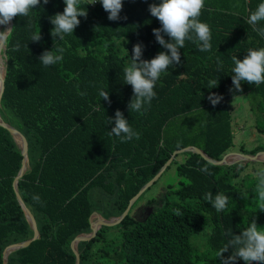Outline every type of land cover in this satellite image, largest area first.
Masks as SVG:
<instances>
[{"label": "trees", "instance_id": "obj_1", "mask_svg": "<svg viewBox=\"0 0 264 264\" xmlns=\"http://www.w3.org/2000/svg\"><path fill=\"white\" fill-rule=\"evenodd\" d=\"M154 2L159 0H124L121 19L110 21L100 2L93 8L89 0H80L87 17H79L74 33L66 34L63 41L57 37L55 43L50 17L63 13L64 0H49L47 5L41 0L28 17L18 15L12 20L5 45L0 115L27 141L29 169L19 180L18 190L40 237L10 254L7 264H76L73 243L91 232L92 215L98 212L108 220L120 217L175 151L194 146L212 160H222L234 143L229 100L245 95L260 98L257 122L264 133V83L242 82V91H230L234 87L231 57L242 60L249 49L264 47V37L247 23L264 0H204L199 20L210 28L211 50L201 52L196 43L186 40L180 50L181 63L161 73L151 105H146V111L130 113L127 106L133 90L124 84L123 68L133 46H144V60L166 51L153 35V29L161 27L149 12ZM29 22L30 28L26 27ZM259 26L264 27V21ZM39 31L42 39L32 42L31 35ZM17 42L20 49L13 51ZM55 46L64 49L63 60L45 67L39 57ZM213 79L218 86L211 89L208 82ZM100 90L109 93L111 103L103 100ZM212 94L223 97L216 106L208 100ZM117 110L139 139L122 143L108 135L115 126L109 118L114 120ZM181 118L187 121L171 137L168 126ZM197 121L202 124L195 129ZM261 153L264 146L245 154ZM181 155L178 199L166 196L163 205L140 222H131L129 213L116 225L120 243L107 238L112 226H103L92 240L79 244L80 264H93L98 257H107L112 264H209L210 253L221 264L217 253L230 238L226 233L239 235L254 219L258 227L264 226L257 178L247 190L243 186L249 182L242 187L236 182L247 161L216 166L194 153ZM23 159L10 132L0 126V264L8 247L34 237L14 190ZM204 167L211 175L201 171ZM210 191L229 198L225 210L218 212L204 199ZM175 209L182 215H175ZM209 224L208 249L199 254L192 238Z\"/></svg>", "mask_w": 264, "mask_h": 264}, {"label": "clouds", "instance_id": "obj_2", "mask_svg": "<svg viewBox=\"0 0 264 264\" xmlns=\"http://www.w3.org/2000/svg\"><path fill=\"white\" fill-rule=\"evenodd\" d=\"M96 2L97 0L90 4ZM99 2L105 12L109 14L110 21L121 19L120 13L123 10L124 0H99ZM40 3L41 0H0V26H4V30L0 31V38L6 37L13 30L10 25L15 17L18 15L28 17L30 11ZM43 3L47 5L49 0H43ZM64 3L66 7L63 13H57L50 17V22L54 26L50 35L53 37L54 43L57 37L63 41L66 34H73L81 23L79 17L86 18L88 15L87 11L80 8V0H64ZM203 7L204 0H159V3L150 4V14L161 24L160 28L153 29V35L156 42L166 51L158 53L151 60H144L142 59L144 46L141 43L133 46V54L123 68L124 84L131 85L133 90L132 98L127 106L130 113L146 111V105H151L152 100L156 97L154 88L161 73L169 66L181 63L180 50L184 48L186 40L196 43L201 52L211 50L210 28L199 20ZM262 21H264V2L259 3L247 17V23L252 25L260 36L264 37V27L259 26ZM26 27H31L30 22ZM165 37H168L171 42ZM41 39L40 31L31 35L32 42H39ZM19 49L20 43L17 42L12 50L18 51ZM63 51L62 47L57 48V46L52 51L46 50L39 57L40 62L45 67L52 66L63 60ZM231 60L234 65L231 69L234 87L230 91L233 93L242 91V82L256 86L264 83V47L258 50L249 49L242 60L235 55L231 57ZM218 64L223 66L220 61ZM217 86L218 82L214 79L208 82V87L211 89ZM80 94L84 95V93ZM99 95L103 97V100L111 103L107 91L100 90ZM222 99V96L216 94L208 97L213 106L218 105ZM109 121L115 125L108 132L109 136L118 137L122 143L132 140L133 137L139 139V134L130 127L129 121L120 110L115 112L114 120L109 118ZM201 171L211 175L207 167L202 168ZM256 177L259 206L264 209V168L257 170ZM33 199L39 201L38 196H34ZM204 199L218 212H221L226 209L229 198L222 192L213 196L210 191L206 193ZM174 211L175 215H182L180 209ZM226 235L230 238L217 253L221 264H238L240 260H243L245 264H264V228L258 227L255 219L239 235H234L231 231ZM230 249L232 250L231 255L225 257L224 254Z\"/></svg>", "mask_w": 264, "mask_h": 264}, {"label": "rangeland", "instance_id": "obj_3", "mask_svg": "<svg viewBox=\"0 0 264 264\" xmlns=\"http://www.w3.org/2000/svg\"><path fill=\"white\" fill-rule=\"evenodd\" d=\"M1 30H4V26H0ZM6 45V42H5ZM6 51H2L3 58L6 62ZM261 103L260 98L252 97V95H245L237 97L236 99L229 100V108L231 111V122L234 135V143L232 148L224 155V158H227L232 152H239L245 154L246 152L251 151L257 146H264V133L259 131V122L258 117L260 114L259 104ZM187 121L186 118H181L178 121L171 123L168 126L167 134L171 137L173 134H176L177 127H181L182 123ZM202 124V121H197L193 123V127L197 129ZM184 156L180 155L175 159L174 163L163 175L162 177L150 188L148 189L143 197L135 204L134 208L130 212V221L140 222L145 215L150 214L153 211H156L158 207L163 205V202L166 200V196L170 200L178 199V191L182 187V178L179 177L177 173L178 164L182 163ZM230 162H233L229 158ZM235 162V161H234ZM243 162H241L242 164ZM247 166L243 173L236 179V182L242 187L245 182H249L243 186V190L249 189L250 185L254 182L256 177V172L260 168H264V162H254L248 161ZM29 169V168H28ZM248 175L250 176L249 178ZM247 180V181H246ZM171 191H175V194H169ZM169 194V195H168ZM133 221H132V220ZM98 218H94L93 221L95 226L98 227L97 223ZM118 226L110 227V232L107 234V238L110 237L116 238L117 243L121 242V239L117 236ZM261 228H264L262 226ZM211 234V225H207L204 230L196 234L192 238L195 250L199 254H203L208 249V238ZM116 236V237H115ZM99 244L93 245L92 248L98 247ZM207 256V255H206ZM210 259L209 264H217L216 257H213V254L210 253L207 256ZM112 264L107 261V257H98L94 259L93 264ZM92 263V262H91Z\"/></svg>", "mask_w": 264, "mask_h": 264}, {"label": "water", "instance_id": "obj_4", "mask_svg": "<svg viewBox=\"0 0 264 264\" xmlns=\"http://www.w3.org/2000/svg\"><path fill=\"white\" fill-rule=\"evenodd\" d=\"M11 27L13 28V21L11 22ZM11 34V32L7 35L6 39L4 38V42H2L0 44V55L2 54V51H6V46H5V42L7 40V38L9 37V35ZM5 78H6V67H5V75L4 78L1 82V87H0V107H1V103H2V99H3V94H4V90H5ZM0 126L6 128L10 134L12 135V137L14 138L17 146L19 147V149L22 152V155L24 157L23 159V166L17 176V178L15 179L14 182V190L16 192L17 195V200L19 201L22 209L25 212L26 218L28 220V222L30 223L33 231H34V237L31 240H28L26 242L17 244V245H13L10 246L6 249V251L4 252V264L8 263V257L10 256V254H12L13 252H15L16 250L19 249H23L28 247L33 241L38 240L39 239V231H38V227H37V223L35 221L34 216L32 215V213L30 212V210L27 208V206L25 205V203L23 202L20 194H19V190H18V182L19 180L23 177V175L26 173L27 169H26V162H28V145H27V141L24 138V136L17 131L14 127L10 126L9 124L5 123L3 121V119L1 118L0 115ZM21 144V145H20ZM184 153H194L197 154L199 156H201L202 158H204L205 160H207L208 162L216 165V166H231L234 164H237L239 162L242 161H254V162H264L263 160H261V157L264 156V153H261L259 155H250V154H238L235 157H237L238 159H234L233 162L229 161V158H223L220 161H215L212 160L205 152H203L202 150H200L197 147L194 146H189L186 147L184 149L175 151L171 158L169 159V161L165 164V166L158 172V174L147 184L145 185L140 192L130 201L127 209L125 210V212L118 218H111V219H104L102 217V215L98 212H95L92 217L90 218V222H91V232L89 234H82L80 236H78L74 243H73V252L76 256V264H80V254L78 252V246L82 241H90L92 240L98 233V231L103 227V226H116L120 223H122V221L125 219V217L130 213L132 207L134 206V204L145 194V192L150 189L161 177L162 175L165 173V171L167 170L168 167H170L173 163V161L176 159V157L178 155L184 154ZM235 161V162H234ZM29 167V166H28ZM94 217H97V223H98V227L95 226V223L93 221Z\"/></svg>", "mask_w": 264, "mask_h": 264}, {"label": "bare ground", "instance_id": "obj_5", "mask_svg": "<svg viewBox=\"0 0 264 264\" xmlns=\"http://www.w3.org/2000/svg\"><path fill=\"white\" fill-rule=\"evenodd\" d=\"M11 26V25H10ZM0 30H1V27H0ZM7 37V36H6ZM6 37H4L6 39ZM4 38H0V44L2 42H4ZM5 58H3V55L1 54L0 55V87H1V82L4 78V75H5V67H6V62L4 60ZM21 145V144H20ZM235 159H238L237 157H235ZM261 160L264 161V156L261 157ZM26 169H28V162H26ZM96 218V217H94Z\"/></svg>", "mask_w": 264, "mask_h": 264}, {"label": "crops", "instance_id": "obj_6", "mask_svg": "<svg viewBox=\"0 0 264 264\" xmlns=\"http://www.w3.org/2000/svg\"><path fill=\"white\" fill-rule=\"evenodd\" d=\"M238 154H243V153H239V152H232L229 156H228V158H231V160L233 161L234 159H235V156L236 155H238Z\"/></svg>", "mask_w": 264, "mask_h": 264}, {"label": "built area", "instance_id": "obj_7", "mask_svg": "<svg viewBox=\"0 0 264 264\" xmlns=\"http://www.w3.org/2000/svg\"><path fill=\"white\" fill-rule=\"evenodd\" d=\"M89 1H90V3L95 2V0H89ZM98 3H99V0H97V2L95 4H90V5L94 8L96 5H98Z\"/></svg>", "mask_w": 264, "mask_h": 264}, {"label": "flooded vegetation", "instance_id": "obj_8", "mask_svg": "<svg viewBox=\"0 0 264 264\" xmlns=\"http://www.w3.org/2000/svg\"><path fill=\"white\" fill-rule=\"evenodd\" d=\"M154 212V211H153ZM153 212H151L150 214H148V215H145V217L142 219V220H145L146 218H148V216H150ZM102 215V214H101ZM103 218H104V216H102ZM105 219V218H104ZM141 220V221H142Z\"/></svg>", "mask_w": 264, "mask_h": 264}]
</instances>
